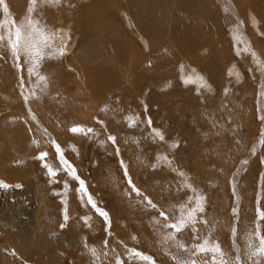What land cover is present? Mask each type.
I'll return each mask as SVG.
<instances>
[{
  "label": "rangeland",
  "instance_id": "374dc122",
  "mask_svg": "<svg viewBox=\"0 0 264 264\" xmlns=\"http://www.w3.org/2000/svg\"><path fill=\"white\" fill-rule=\"evenodd\" d=\"M48 1L0 2V264H264V0Z\"/></svg>",
  "mask_w": 264,
  "mask_h": 264
},
{
  "label": "bare ground",
  "instance_id": "6f19581e",
  "mask_svg": "<svg viewBox=\"0 0 264 264\" xmlns=\"http://www.w3.org/2000/svg\"><path fill=\"white\" fill-rule=\"evenodd\" d=\"M51 1V0H50ZM50 1H48V2H50ZM60 1V0H59ZM88 1V0H87ZM97 1V0H96ZM242 2H243V0H241ZM248 1V0H247ZM27 2V1H26ZM43 2V1H42ZM47 2V1H46ZM53 2V1H52ZM253 2V1H252ZM254 2H255V0H254ZM44 3V2H43ZM54 3V2H53ZM60 3V2H59ZM58 3V4H59ZM240 3V2H239ZM245 3V2H244ZM47 4H49V3H47ZM67 4V3H66ZM65 4V5H66ZM70 4V3H69ZM69 4H67V5H69ZM94 4V3H93ZM133 4V3H132ZM256 4V3H255ZM260 4V3H259ZM258 4V5H259ZM29 5V4H28ZM44 5V4H43ZM43 5H42V7H43ZM54 6V5H56V3L55 4H49V7L50 6ZM60 5V4H59ZM202 5V4H201ZM240 5H241V3H240ZM247 5V4H246ZM20 6H23V5H19L18 7H20ZM131 6V5H130ZM244 6V5H243ZM248 6V5H247ZM246 6V7H247ZM252 6V5H251ZM26 7V6H25ZM55 7V6H54ZM53 7V8H54ZM245 7V8H246ZM28 8V7H27ZM48 8V7H47ZM52 8V7H51ZM52 8V9H53ZM61 8V7H60ZM63 8V7H62ZM67 8H68V6H67ZM131 8H133V6H131ZM137 8V7H136ZM203 8V7H202ZM207 8V7H206ZM249 8H250V6H249ZM257 8V7H256ZM32 9V8H31ZM44 9V8H43ZM55 10L57 9V8H54ZM244 9V8H243ZM247 9V8H246ZM246 9H244L245 11H246ZM21 10V9H20ZM23 10V9H22ZM29 10V9H28ZM76 10V9H75ZM238 10V9H237ZM243 10V11H244ZM250 10H251V8H250ZM46 11V10H45ZM57 11V10H56ZM59 11V13H61V10H58ZM63 11H65V10H63ZM124 11V10H123ZM127 11V10H126ZM126 11L125 12H123V13H125L126 14ZM135 11V10H134ZM203 11V10H202ZM258 11V10H257ZM257 11H256V13H257ZM22 12V11H21ZM137 12H139V11H137ZM247 12H249V11H247ZM254 12V11H253ZM26 13V12H25ZM49 13V12H48ZM55 13V12H54ZM58 13V14H59ZM143 13H146V12H143ZM237 13V12H236ZM252 13V12H251ZM258 13H259V11H258ZM148 14V13H147ZM155 14V13H154ZM243 14V13H242ZM246 14V13H245ZM27 15V14H26ZM55 15H57V14H54V16ZM64 16H65V14H63ZM72 15V14H71ZM120 15V14H119ZM143 15V14H142ZM186 15H188V14H186ZM238 15H239V11H238ZM255 15V14H254ZM6 16V15H5ZM22 16V15H21ZM32 16V15H31ZM37 16V15H36ZM61 16H62V14H61ZM129 16V15H128ZM149 16V15H148ZM241 16V15H240ZM247 16H248V13H247ZM250 16H251V14H250ZM256 16V18H257V20H258V15H255ZM262 16V15H261ZM130 17L132 18V16L130 15ZM129 17V18H130ZM141 17H143V16H141ZM203 17V16H202ZM26 18V17H25ZM54 18V17H53ZM61 19H59L60 21H62L63 22V18L62 17H60ZM125 18H126V16H125ZM188 18V17H187ZM247 18V17H246ZM245 18V19H246ZM255 18V17H254ZM254 18L252 19H249V20H254ZM37 19V18H36ZM50 19H51V17H50ZM72 19V18H71ZM127 19V18H126ZM125 19V20H126ZM141 19V18H140ZM193 19V18H192ZM238 19V21H240V19L239 18H237ZM55 19H53L52 21H54ZM129 21H130V19H128ZM189 20V19H188ZM187 20V21H188ZM194 20V19H193ZM244 20V19H243ZM4 21V20H3ZM24 21V20H23ZM37 21V20H36ZM51 21V22H52ZM259 21V20H258ZM263 22L264 20H260V22ZM5 22V21H4ZM3 22V23H4ZM12 22V21H11ZM51 22H50V24H51ZM134 22V21H133ZM185 22V21H184ZM194 22H195V20H194ZM194 22L192 23V24H194ZM196 22H197V20H196ZM243 22V21H242ZM254 22V21H253ZM55 23V22H54ZM190 23V22H189ZM235 23V22H234ZM264 23V22H263ZM132 24V23H131ZM176 24V23H175ZM191 24V25H192ZM244 24V23H243ZM261 24V23H260ZM8 25V24H7ZM17 25V24H16ZM48 25V24H47ZM62 25H65V24H62ZM134 25V24H133ZM189 25V24H188ZM236 25V24H235ZM248 25V24H247ZM250 25V24H249ZM20 26V25H19ZM46 26V25H45ZM59 26V25H58ZM89 26V25H88ZM122 26V25H121ZM194 26V25H193ZM256 26V25H255ZM254 26V27H255ZM65 27H69L68 25H66ZM137 27V26H136ZM151 27H152V25H151ZM155 27V26H154ZM232 27V26H231ZM252 27V26H251ZM256 27H259V23L257 24V26ZM260 27H261V25H260ZM260 27H259V29H260ZM262 27H263V24H262ZM8 28V27H7ZM15 28H17V27H15ZM41 28V27H40ZM153 28V27H152ZM191 28V27H190ZM235 28V27H234ZM234 28H232V29H234ZM42 29V28H41ZM58 29V28H57ZM70 29V28H69ZM136 29V28H135ZM148 29H150V28H148ZM237 29V28H236ZM20 30H21V27H20ZM64 30V29H63ZM94 30V29H93ZM152 30V29H151ZM182 30V29H181ZM195 30V29H194ZM240 30H241V28H240ZM255 30H256V28H255ZM258 30V29H257ZM22 31V30H21ZM136 31V30H135ZM141 32H142V30H140ZM23 32V31H22ZM35 32V31H34ZM37 32V31H36ZM54 32V31H53ZM63 32V31H62ZM66 32L68 33V31L66 30ZM82 32V31H81ZM107 32V31H106ZM138 32V31H137ZM234 32H236V30L234 31ZM238 32V31H237ZM240 32V31H239ZM257 32V31H256ZM23 33H25V32H23ZM51 33V32H50ZM59 33V32H58ZM72 33V32H71ZM100 33V32H99ZM139 33V32H138ZM150 33H152V32H150ZM153 33H154V31H153ZM259 33H260V31H259ZM9 34V33H8ZM27 34H28V32H27ZM33 34V33H32ZM52 34V33H51ZM113 34V33H112ZM232 34H233V31H232ZM262 34H264V33H262ZM10 35V34H9ZM56 34H54L53 36H55ZM62 35H65L66 36V34H62ZM153 35V34H152ZM234 35V34H233ZM252 35V34H251ZM26 36V35H25ZM137 36V35H136ZM143 36H144V34H143ZM235 36V35H234ZM240 36H242V34L240 35ZM239 36V39L241 38ZM244 36V35H243ZM245 36H247V35H245ZM259 36H260V34H259ZM264 36V35H263ZM262 36V37H263ZM37 38H38V35L36 36ZM57 37V36H56ZM62 37V36H61ZM61 37H59V35H58V37L57 38H61ZM66 37H68V36H66ZM140 37V36H139ZM153 36H151L150 38H152ZM238 37V36H237ZM252 37H253V35H252ZM33 38H34V36H33ZM46 38V37H45ZM71 38V37H70ZM110 38V37H109ZM148 38V37H147ZM188 38V37H187ZM203 38V37H202ZM236 38V37H235ZM247 38V37H246ZM246 38H242V39H246ZM48 39H49V37H48ZM47 38H46V40H48ZM54 39V38H53ZM63 40H64V38H62ZM62 39H60V40H62ZM121 39V38H120ZM153 39V38H152ZM242 39H240V41L242 40ZM260 39V38H259ZM22 40H24V38L22 39ZM25 40H28L27 38L25 39ZM24 40V41H25ZM35 40V39H34ZM45 40V42H47ZM49 40H52V39H49ZM54 40H56V39H54ZM53 40V41H54ZM68 40H72V39H68ZM67 40V41H68ZM250 40V39H249ZM261 40V39H260ZM11 41V40H10ZM9 41V42H10ZM23 41V43H25ZM37 41V40H36ZM57 41H59V40H57ZM56 41V42H57ZM65 41V40H64ZM143 41V40H142ZM150 41V40H149ZM148 41V42H149ZM31 42L33 43L34 42V44H35V41H30V43L29 44H31ZM55 42V41H54ZM53 42V43H54ZM61 42H63V41H61ZM70 42V41H69ZM146 42V41H145ZM199 42V41H198ZM208 42V41H207ZM207 42H205L206 43V45H207ZM209 42H211V41H209ZM236 42H238V41H236ZM242 42V41H241ZM253 42H254V40H253ZM263 42V41H262ZM11 43V42H10ZM49 44L51 43L50 41L48 42ZM66 43V42H65ZM244 43V42H243ZM264 43V42H263ZM0 44H1V40H0ZM3 44V43H2ZM26 44V43H25ZM28 44V45H29ZM40 44V43H39ZM55 44V43H54ZM53 44V45H54ZM64 44V43H63ZM146 44V43H145ZM209 44V43H208ZM259 43H257V45H258ZM23 45V44H22ZM46 45V44H45ZM57 45V44H56ZM59 45V44H58ZM68 45V44H67ZM83 45V44H82ZM148 45V44H147ZM237 45H240V44H238L237 43ZM244 46L245 45H249V44H247V43H244L243 44ZM242 45V46H243ZM251 45V44H250ZM253 45V44H252ZM256 45V46H257ZM32 46V45H31ZM30 46V47H31ZM35 46V45H34ZM42 46V44H40V47ZM60 46V45H59ZM64 46V45H63ZM193 46V45H192ZM241 46V47H242ZM29 47V46H28ZM52 47V46H51ZM61 47V46H60ZM65 47V46H64ZM74 47V46H73ZM203 47V46H202ZM2 48V47H1ZM43 48V47H42ZM49 47H47V49H48ZM69 48V47H68ZM67 48V49H68ZM76 48V47H75ZM197 48V47H196ZM195 48V49H196ZM243 48V47H242ZM249 48V47H248ZM25 49H27V48H25ZM29 49V48H28ZM51 49H53V48H50V50ZM55 49V48H54ZM192 49V48H191ZM207 49V48H206ZM252 49V48H251ZM31 50V49H30ZM43 50H45V49H43ZM42 50V51H43ZM61 50V49H60ZM94 50V49H93ZM187 50V49H186ZM242 50H244V48L242 49ZM9 51V50H8ZM7 51V52H8ZM40 51V50H39ZM55 51V50H54ZM64 51H65V49H64ZM72 51H74V50H72ZM85 51V50H84ZM95 51V50H94ZM190 51V50H189ZM188 51V52H189ZM198 51V50H197ZM248 51V50H247ZM260 52H261V50H259ZM263 51V50H262ZM13 52V51H12ZM59 52V51H58ZM63 52V51H62ZM61 52V53H62ZM186 52V51H185ZM193 52V51H192ZM250 52V51H249ZM253 52H254V54L256 55V52L257 51H254L253 50ZM260 52H259V54H260ZM264 52V51H263ZM262 52V53H263ZM24 53V52H23ZM44 53V52H43ZM52 53H54V52H52ZM57 52H55L54 54H56ZM66 53H68V52H66ZM66 53H65V55H66ZM80 53H82V52H80ZM79 53V54H80ZM49 54H51V51H50V53ZM53 54V55H54ZM70 54V53H69ZM133 54V53H132ZM248 54V53H247ZM251 54V53H250ZM18 55V54H17ZM45 55V54H44ZM245 55V54H244ZM261 55V54H260ZM263 55V54H262ZM13 56V55H12ZM48 57H49V55H47ZM63 56H64V54H63ZM70 56H71V60L74 62V64H72L73 65V67H74V69L75 70H77L76 71V75H77V78L79 79V80H77V83H78V85L81 87V86H84V88H85V83H84V80H85V69H84V65L82 66L80 63H79V61H78V59H77V56H79L78 54L76 55V54H70ZM80 56H81V54H80ZM136 56V55H135ZM191 56V55H190ZM18 57V56H17ZM43 57V56H42ZM255 57V56H254ZM47 58V57H46ZM58 58V57H57ZM259 58H260V56H259ZM44 59H45V57H44ZM52 59V58H51ZM53 60L55 61V59L53 58ZM81 60V59H80ZM17 61V60H16ZM41 61V60H40ZM67 61H69V60H67ZM82 61V60H81ZM252 61V60H251ZM260 61V60H259ZM253 62H254V60H253ZM91 63V62H90ZM260 63V62H259ZM18 64V63H17ZM52 64H53V62H52ZM88 64V63H87ZM47 65V64H46ZM41 66H42V64H41ZM48 66V65H47ZM21 67V66H20ZM46 67V66H45ZM52 67H53V65H52ZM233 68V67H232ZM231 68V69H232ZM19 69V68H18ZM233 70V69H232ZM237 70V69H236ZM49 71V70H48ZM193 71V70H192ZM231 71V70H230ZM231 72H233V71H231ZM238 72V71H237ZM4 73V72H3ZM20 73V72H19ZM50 73V72H49ZM10 75V74H9ZM200 76V75H199ZM238 76V75H237ZM19 77V79H21V78H23V77H21L20 78V76H18ZM35 79V78H34ZM33 79V80H34ZM28 80V79H27ZM38 80V79H37ZM9 81V80H8ZM7 81V82H8ZM23 82V81H22ZM25 82V81H24ZM29 82V81H28ZM39 82V81H38ZM19 84H21V82L19 83ZM24 85V84H23ZM17 86V85H16ZM24 87V86H23ZM19 88H21V87H19ZM28 88H29V86H28ZM31 88V87H30ZM22 90H23V88H22ZM24 91V90H23ZM34 91V90H33ZM31 93V92H30ZM30 93H28V94H30ZM32 94V93H31ZM31 100V99H30ZM31 102V101H30ZM37 109V108H36ZM33 113V112H32ZM38 122V121H37ZM55 122V121H54ZM39 125H41L42 127H41V130H43V131H45L46 133H44L45 135H47V137H49L50 135L52 136V137H56L53 133H52V131H51V128H54V127H48L46 124H44V123H42V122H39ZM36 131V130H35ZM55 133V132H54ZM158 134H160L161 135V133H158ZM4 137V136H3ZM39 139H41V136H38V141H39ZM51 140H53V138L51 139ZM41 141V140H40ZM27 151H28V153L30 152L29 151V149H27ZM45 151V150H44ZM47 151V150H46ZM60 151V150H59ZM63 152H65V151H63ZM27 153V154H28ZM42 153H46V152H41V153H39V157L41 158V154ZM47 155L46 156H44L43 158H41L42 159V161H44L45 159L44 158H49V155H48V153H46ZM51 156V155H50ZM61 157V156H60ZM66 159V158H65ZM60 163H61V161H60ZM62 164V163H61ZM65 165V164H64ZM3 166V165H2ZM51 170V172H52V169H50ZM5 179V178H4ZM1 182H3L2 180H0V183ZM50 208H47L44 212H45V217H46V219H49V217H48V210H49ZM68 213V212H67ZM70 215V214H69ZM68 215V216H69ZM173 220V219H172ZM171 220V221H172ZM175 220V219H174ZM50 221V220H49ZM44 222H46V221H44ZM48 222V221H47ZM168 222V221H167ZM57 234V233H56ZM64 239V238H63ZM11 240H12V243L14 244V245H19V246H21L22 248H26L27 246H29V249L31 250L30 251V254H28V255H30V256H38V257H40V256H43L44 255V251H46L47 250V246L45 245V244H43L42 246H41V248L40 249H38V248H36V247H33V246H31V245H28L29 243H30V239H29V236L28 235H26L23 231H17V232H15V235H14V238H11ZM32 242L33 243H36V242H38L39 244H41V237H39V236H35L34 238H33V240H32ZM69 246V245H68ZM61 256V255H60ZM16 262V261H15Z\"/></svg>",
  "mask_w": 264,
  "mask_h": 264
},
{
  "label": "snow or ice",
  "instance_id": "6c2138e0",
  "mask_svg": "<svg viewBox=\"0 0 264 264\" xmlns=\"http://www.w3.org/2000/svg\"><path fill=\"white\" fill-rule=\"evenodd\" d=\"M0 2H2V0H0ZM31 2H32V3H35V0H31ZM13 23H14V22H13ZM21 35H22V34H21L20 29L17 28L16 31H15V33H14L15 39L12 41V48H13V52H14V54H15V52H16V48L18 47L19 41H20V39H21ZM0 39H2V37H0ZM61 54H62V53H61ZM201 80H202V78H201ZM71 130L74 131V132L83 131V129L78 128V127H77V128H73V129H71ZM87 131H91V129H88ZM161 138H162V137H161ZM109 139H114V138L110 137ZM46 155H47L46 153H42V154H41V158H43V157L46 156ZM50 174L54 175L55 173H54V172H51V170H50ZM81 186H82V188H83V182H81ZM85 191H86V189H85ZM89 202L92 203L90 197H89ZM93 206H95V205L93 204ZM161 215H163V213H161ZM260 215H261V218H264V213H260ZM183 223H184V222L181 221V223H179V224H172V225H169V227H172V228H174L176 231H179V230L181 229V227L183 226ZM199 250H201V251H205V250H207V249L201 247ZM214 250L219 251L218 247H217L216 249H214ZM261 251L264 252V247H262ZM142 258H144V259H149L148 257H142ZM221 264H224V262L221 261Z\"/></svg>",
  "mask_w": 264,
  "mask_h": 264
}]
</instances>
